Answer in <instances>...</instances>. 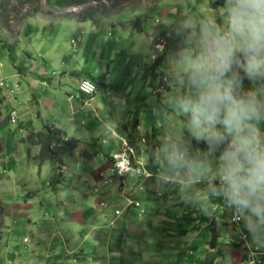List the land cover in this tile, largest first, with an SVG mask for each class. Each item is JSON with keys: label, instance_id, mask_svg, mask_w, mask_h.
I'll return each mask as SVG.
<instances>
[{"label": "crops", "instance_id": "1", "mask_svg": "<svg viewBox=\"0 0 264 264\" xmlns=\"http://www.w3.org/2000/svg\"><path fill=\"white\" fill-rule=\"evenodd\" d=\"M221 1L213 0L211 6L217 8L222 5L223 2L220 3ZM206 3L207 0H195V3L188 2L187 6L189 4L193 6V9L188 10V12L203 9ZM87 22L73 21L77 25V29L82 23L88 25ZM38 23L36 20L34 26L26 24L20 32L22 33L21 37L13 39V41H17L21 38L20 43H24L21 46L25 50L22 48L20 50L25 51L28 59L26 63L29 66H26L23 71L20 67L10 66L6 69L7 72L10 70V73L6 72L7 75L4 77L6 80L0 79L3 83L7 82L5 85L8 86L6 90L0 89V101L7 103H2L0 119L9 118L12 113H15L16 120L12 125H19L20 129L17 135L11 136L10 132L6 131L4 132L6 138L0 136L4 141L3 144V141L0 140V168L3 167V174H6V172L16 169L20 163L23 167L31 166L24 162L25 156L19 157L22 155H19L18 147L13 146V141L15 138H20V143L26 145L27 148L26 157H29L28 154H30L32 146H38L39 151L41 146L31 144L28 138L34 137L38 133H45L47 128L51 130L53 145L67 139H74L77 141V147L72 152L68 151L57 155L54 160H46L40 168L41 174L38 178L49 177L52 181L57 180L55 181L56 184H59L58 180L61 179H64L65 185L71 181L72 183L69 187L58 185L60 190L58 198L56 197L57 194L53 195V198L51 195L50 198L35 195L34 198L36 199L24 203L27 197L23 195L24 191H20L17 193L19 195H15L16 200L11 201L10 205H5L3 217L0 218V223H2L0 229V264H115V261L118 262L119 259L114 249L120 245L112 244L114 239L118 240L114 231L123 228L124 223H120L118 217L126 210H128L126 223L129 226H136L138 228L137 234H145L138 241L140 253L136 257L144 258L143 262L147 264H156L157 258L162 252L174 256L178 261L183 260V264L184 262L187 264V261L190 262L193 254L202 257L205 253L207 254L203 260L197 257V261L193 264H200L202 261L207 264H264V241L259 244L253 243L252 236L242 221L236 225L231 224L232 210L224 206L222 199L214 198L212 200V203L215 204L213 215H206L198 205L187 204L181 200L180 204L189 206L190 215L185 216L187 213L179 214L182 216L180 219L183 223L186 222L185 224L172 222L175 215L170 217L169 213L165 211L170 206L175 207L176 205H171V201L179 197L181 199V196L178 187L175 185L160 186L156 182V168L151 162V157L147 158L149 152L153 153L149 147L152 145L156 149V145L150 144L149 139L142 143V139L136 140L131 133H123L122 127L126 130L124 125L120 128L119 123L113 126L110 123L113 120L123 122L125 114L131 111L126 96L129 87L132 85L115 88L116 99H105L106 111L99 110L95 103H88L93 102L92 100L96 95L92 99H84L78 92V83L82 79H88L86 76L89 77L90 82L96 84L98 92L102 88L107 89L106 74L102 76V80H97L100 74L99 69L93 67L89 70L90 72L87 71L84 77H76L77 73L72 67L73 63H77L81 69L88 66V62L93 59L92 53L97 50V47L89 45L88 53L83 62L75 59L71 61V64L66 63L65 66L60 62H57L55 66L50 63L53 59H57L56 49H60L59 40L62 44L69 40L66 51L68 53L75 50L72 53L76 54L78 46H81L80 37L82 35L87 34L90 43H92L96 32L100 36L103 35L104 31L100 32V28L108 29L112 35H114V31L123 29L120 27L115 29L112 25L100 21L101 26L79 29L80 35L74 34L72 36L63 32V29L67 27L66 23L61 24L59 22L51 26L56 27L54 31L49 30L45 33L41 32L43 29L40 30L41 27L37 26ZM47 26V23L42 25V27ZM118 40L120 41V39ZM15 55H19V53ZM150 60H152L151 53ZM152 64L150 61L151 68ZM49 68L51 73L48 72ZM58 76L61 77L62 81H58ZM52 77H56L55 83H58L56 91L63 93L62 97L66 99V102H61L57 108L51 109L50 98L57 100L53 96L54 93H51L46 105H44L48 111L43 115L45 120L42 121V114L35 111L34 108L39 104V99L34 94L32 86L41 93L43 87H53ZM72 81L76 83V94L83 100L81 104L77 102L76 106L69 104L73 95H69L65 91V85ZM34 82L38 83L39 86L33 84ZM10 87L14 92L16 91L14 98L11 95H5L11 89ZM7 99H10V105ZM85 106L92 108L91 112L87 113V117L92 119L89 120L90 122L85 121L84 118L86 117L77 116L78 110L80 109L82 112L81 109ZM83 115L85 116L86 113ZM36 121L42 125L40 129L32 127ZM139 128L140 125L136 122L134 131H138ZM2 132L0 129L1 135ZM127 136L134 138L135 148H133L136 150L137 160L143 164L149 175L152 173L151 176L120 178L113 172L110 155L123 147V140L126 141ZM4 145L9 146L8 153H6ZM137 145L141 146L144 152L142 156L138 155ZM79 155L80 157H78ZM10 168L11 170H7ZM33 168L37 169L35 166ZM76 177H79L77 187L80 191L74 193L69 188H71ZM114 182L118 183L116 189L112 186ZM70 194L74 195L70 196ZM35 200L36 204L34 203ZM40 202L42 206L39 205ZM130 203L132 204L129 205ZM174 204L177 203L174 202ZM108 210H113L112 214H109ZM158 210H162L164 214L159 215ZM116 212L119 213L116 214ZM171 222L174 226H171ZM152 231L157 233L159 237L165 235L168 237L158 241L151 238ZM241 232L246 234L245 240L239 239ZM201 233L206 236H201ZM247 240L253 244V247L247 246ZM128 244L126 241L125 246ZM204 248H207L208 251L205 252ZM121 251L120 249L119 252ZM251 251L252 255L250 256L248 253ZM151 253H157V256ZM208 257H212V259ZM214 257L217 259L215 260ZM127 259L131 260V257H127ZM124 262L129 264L128 260H124ZM134 262L135 264L138 263V261Z\"/></svg>", "mask_w": 264, "mask_h": 264}, {"label": "clouds", "instance_id": "2", "mask_svg": "<svg viewBox=\"0 0 264 264\" xmlns=\"http://www.w3.org/2000/svg\"><path fill=\"white\" fill-rule=\"evenodd\" d=\"M212 2L167 23L180 46L165 69L169 90L158 110L162 134L151 162L158 185H175L182 200L206 215L215 213L212 200L222 199L259 244L264 241V0H223L217 8Z\"/></svg>", "mask_w": 264, "mask_h": 264}, {"label": "rangeland", "instance_id": "3", "mask_svg": "<svg viewBox=\"0 0 264 264\" xmlns=\"http://www.w3.org/2000/svg\"><path fill=\"white\" fill-rule=\"evenodd\" d=\"M56 1L58 0H51L50 2L46 0H0V79L6 80V78L4 77L8 72L10 73V70H8L7 72L6 69L10 68V66H15L18 68L20 67L21 71L26 69V66H29L26 63L28 59L26 58V54L24 51L25 48L21 46L24 43H20L21 38H19L17 41H13V39L21 37L22 33L20 32L25 28L26 24L34 26L37 20V23L39 22L37 26L41 27L40 30L43 29L41 31L42 33H45L49 30L54 31L56 27L51 26L59 22H61V24L66 23L67 27L63 29V32L72 36L74 34L80 35L79 29H88L90 28L89 26H101V23H99L100 21L112 25V27L115 29H119L120 27L123 30L114 31V35H112L108 29H104V27L100 28V32L104 31L103 35L100 36L96 32L95 39L92 43H90L89 36H87V34L85 36L82 35L80 37L82 40L81 46H78V52L76 54L72 53L75 50L67 53L66 45L69 43V40L64 44H62L61 40H59L60 49H56L57 59H53V61H51L50 63L55 66L57 62H60L65 66L66 63L71 64V61L75 59L83 62L85 61V55L88 53L89 45L97 47V50L92 53L93 59L88 62V66L81 69L79 68V66H77V63L72 64L74 71H76L77 73L76 77H84L87 71L93 69V67L100 70V74L97 77V80H102V76L104 74H106L107 76L105 78L107 89L102 88L101 90H99L98 94L92 100L93 102L88 103H95L99 107V110H105V99L115 100L117 97L115 88H122L123 85H132V87H129L128 94L126 96V100L130 104L131 111L125 114L123 122L121 120H113L110 123L112 126L116 123H119L120 128L124 125L126 130L122 127L123 133H131L136 140L142 139V143L147 142L149 139L150 144H155L157 147L162 134V116L158 110L163 107L161 102L163 100L164 92L169 90L167 88V85L164 83V73L165 69L167 68L169 58L174 56L175 52L171 54L168 53L164 62L162 61L160 65L156 66L155 68H151L150 61L151 63L155 61V59L158 57V54L162 51L164 44V42L161 44H157L154 46V48L150 49L151 41L158 36V34L162 30V27L165 26L169 21L168 19L173 21L174 19H179L192 13L188 12V10L190 11L191 9H193V6L191 4L187 6V3H195V0H128L117 9H112L110 0H100L98 3L77 5L69 7L65 10L59 9L56 6ZM93 8L97 10V13L91 18H87L86 21H88V25L86 23H82L78 26L77 29V25L74 24L73 21L78 22L79 18L83 16L86 11ZM141 15L149 16V18L143 19ZM138 17L141 18L138 20V25L142 27L141 33H136L132 28L134 22ZM91 21L92 23H89ZM45 23H47L48 26L42 27V25H44ZM118 39H120V41ZM20 48L24 50H20ZM18 53L19 55H15ZM69 53L72 54L68 55ZM150 53L152 54V60L149 61ZM52 67L53 66L51 65V68ZM48 72L51 73L50 68ZM86 77L89 79L88 76ZM52 78L53 87H43L41 93L38 92L36 87L32 86L34 94L39 99V104L34 108L35 111H39L42 114V121L45 120V118H43V115H45V113H47L48 111V109L45 108L44 105H46V102L50 98L51 93H54L53 96L57 99L52 100L50 98L49 101L51 103V109L57 108L61 104V102H66V99L62 97L63 93L56 91V88H58V83H55L56 77ZM57 79L59 82L62 81L60 76H58ZM1 81L2 80H0V82ZM5 83L7 84V82H4V84ZM11 84L13 85V83ZM33 84L39 86L38 83L34 82ZM75 87L76 83L74 81L68 82L65 85V91L69 95H73L72 98L75 99L70 100L69 104L76 106L77 102L81 104L83 100H81L76 94L77 92H75ZM12 91V88L9 89L5 95H11V97L13 98L14 96L16 97V91ZM7 102L9 105L11 104L10 99H7ZM2 103L6 102L0 101V110L1 106L3 108ZM91 110V106H85L83 109H81V111L83 113H86V115L84 116L79 109V113L77 114V116L86 117L84 119L86 122H88L89 120H92L90 117H87V113H90ZM15 116V113H12L9 118L6 117V119H4L3 117V119H0V129L3 131L2 135L0 134V136L6 138V133H4L6 131H9L11 136L18 134L20 130L19 125H12L15 123L16 119L14 120V122L12 121V118H15ZM17 117L19 116L17 115ZM136 122H138L140 125L138 131H134ZM41 126L42 125L37 123L36 121V124H34L32 127L40 129ZM26 129H28V127H26ZM126 138V142L128 143V145L130 144L129 146L135 148L134 138L130 137L131 140L129 136H127ZM61 139H64V137H61ZM0 140L3 141L2 138H0ZM20 140V138H15V140L13 141V146L18 147L20 152L19 155H22L19 157L22 158L25 156L26 160L24 162L26 164H30L31 166H29L28 168L26 166L23 167L21 166L22 163H20L14 170H11V168L7 169L11 171L6 172V174H3V167L0 168V178H2L0 180V218L3 217L5 205H10L11 201L16 200L15 195L20 191H24L23 195L27 197L24 201V203H26L29 200L36 199L34 198L35 195L46 196V198H50L51 195V197L53 198V195L57 194L56 197L58 198L60 191L58 189V185L61 184L62 186L69 187V185L72 183L71 181L70 183L65 185V182L63 181L64 179H61L58 180L59 184H56L55 181L57 180L52 181L49 177L38 178L41 174L40 168L44 165V162L46 160L52 159H50L48 154H45V152L41 154V149L39 151L38 146H32L33 148L30 149V154H28L29 157H26V145L20 143ZM7 145H4L6 153H8V151L10 150L9 146ZM136 148L138 150V155L142 156L144 152L142 151L141 146L137 145ZM149 148L151 151H155V148L152 145ZM151 155L152 154L149 152L147 158L151 157ZM78 157H80V155ZM9 166L11 167V165ZM33 166H35L37 169L33 168ZM78 178L79 177H76L71 188H69L70 191L74 193L80 191V189H78L77 187ZM61 182H63L64 184ZM117 185V182H114L112 184L115 189L117 188ZM73 195L74 194H70V196ZM181 200L182 198L180 199V197L175 198L173 201H171V205L176 206L168 207L167 211L165 212L169 213L170 217L175 215L172 222L185 224L186 222L183 223V221L180 219V217L182 216H180L179 214L182 215V213H187L185 214V216L190 215L188 209L189 206H187L188 203L186 205L180 204ZM174 202H176L177 204H174ZM34 203L36 204V200ZM39 205L42 206V203L40 202ZM112 212L113 210H108L109 214H112ZM158 213L159 215L164 214L162 210H158ZM127 216L128 210L124 211L122 215L118 217V221H120V223H124V225L122 229L114 231V235L118 236V240L114 239V241H112V244L120 245V247L114 249V251H116V256L119 259L118 262L115 261V264H126L124 260H128L129 264H135L134 261H138V263L136 264H147L143 262L145 260L144 258L136 257V255L140 253V251L138 250L139 246L137 245L139 243L138 241L145 234H137L136 230L138 228L132 225L129 226L126 223L125 219L127 218ZM1 224L2 223H0V229ZM171 226H174V224L172 223ZM170 230L172 229L170 228ZM201 236L205 237L206 235H203L201 233ZM167 237L168 236L166 235L159 237L154 231H152L151 234V238H155L158 241L165 240L167 239ZM206 240H208L207 237ZM126 241H128L129 243L127 246H125ZM246 244L249 248L253 247V244L249 243L248 240ZM120 249L122 250L121 252H119ZM204 249L206 250L205 252L208 251L207 248ZM151 254L157 256V253ZM206 254L207 253H205V255ZM205 255L200 257L193 254L190 262L187 261V264L195 263L198 259L197 257H200V259L203 260ZM102 257L104 260V252L102 253ZM127 257H131V260L127 259ZM208 258L212 259V257ZM214 258L215 260L217 259V257ZM157 260L158 262L156 264H183V260L178 261L174 258V256L166 254V252H162ZM184 264L186 263L184 262ZM200 264L207 263L205 261H202L200 262Z\"/></svg>", "mask_w": 264, "mask_h": 264}, {"label": "trees", "instance_id": "4", "mask_svg": "<svg viewBox=\"0 0 264 264\" xmlns=\"http://www.w3.org/2000/svg\"><path fill=\"white\" fill-rule=\"evenodd\" d=\"M50 2L51 0H46ZM100 0H58L56 1V6L61 9L65 10L69 7L77 6V5H83V4H89V3H98ZM128 0H110L112 9L119 8L122 4L126 3ZM223 0L220 2L222 3ZM97 13L96 9H89L84 13L83 16L79 18V21L84 22L87 20V18H91L93 15ZM143 19H148L149 16L141 15ZM141 19L140 17L137 18V20L134 22L132 28L135 32L141 33L142 27L138 25V20ZM169 21H172L168 19ZM176 20V19H174ZM168 21V22H169ZM167 22V23H168ZM167 23L165 26L162 27L161 32L158 34L156 38H154L151 41V49L154 48L155 45L163 44L162 51L158 54V57L155 59V61L152 64V68H155L156 66L160 65L161 62L166 58L167 54L176 53L178 51V48L180 46V41L171 36L169 34V28L167 26ZM162 79V78H161ZM248 81L245 80V86H248ZM163 85V83H162ZM161 85V86H162ZM166 90V89H165ZM51 130L46 128V132L43 134H35L33 138H28V141L33 145H40L41 146V154L45 152V154H48L50 159L54 160L57 155L64 154L66 152H72L77 147V141L74 139H67L64 140L61 143H55L53 145V136L50 133ZM195 147L204 148L205 145L200 144L196 145L195 142H193ZM52 147V148H51ZM0 152H1V144H0Z\"/></svg>", "mask_w": 264, "mask_h": 264}, {"label": "built area", "instance_id": "5", "mask_svg": "<svg viewBox=\"0 0 264 264\" xmlns=\"http://www.w3.org/2000/svg\"><path fill=\"white\" fill-rule=\"evenodd\" d=\"M8 86L5 85L3 82H0V89H7ZM13 92V91H12ZM78 92L81 97L84 99H92L95 95L98 93L97 86L86 80L82 79L78 83ZM15 118H12V121L14 122ZM123 147L120 148L119 151L111 155V163H112V170L113 172L120 178L122 177H148L149 173L143 166V164L137 160L136 157V150L129 146L126 141L123 140L122 143ZM130 203L129 205H131ZM137 206V204H135ZM119 212H116L118 214ZM231 224L236 225L239 224L241 221H238L232 212L231 217ZM240 240L246 239V234L241 232L239 236ZM256 250V249H255ZM252 251L248 254L251 256Z\"/></svg>", "mask_w": 264, "mask_h": 264}]
</instances>
